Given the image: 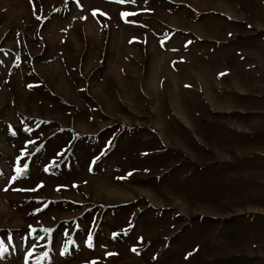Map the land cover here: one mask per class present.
<instances>
[{
  "label": "rangeland",
  "instance_id": "1",
  "mask_svg": "<svg viewBox=\"0 0 264 264\" xmlns=\"http://www.w3.org/2000/svg\"><path fill=\"white\" fill-rule=\"evenodd\" d=\"M0 264H264V0H0Z\"/></svg>",
  "mask_w": 264,
  "mask_h": 264
},
{
  "label": "snow or ice",
  "instance_id": "2",
  "mask_svg": "<svg viewBox=\"0 0 264 264\" xmlns=\"http://www.w3.org/2000/svg\"><path fill=\"white\" fill-rule=\"evenodd\" d=\"M121 2H123V0H121ZM93 15H96V11L93 12ZM124 15H127V13H125Z\"/></svg>",
  "mask_w": 264,
  "mask_h": 264
}]
</instances>
